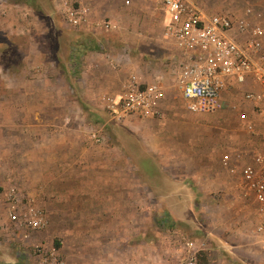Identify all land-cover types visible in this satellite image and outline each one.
Segmentation results:
<instances>
[{
    "label": "rangeland",
    "instance_id": "1",
    "mask_svg": "<svg viewBox=\"0 0 264 264\" xmlns=\"http://www.w3.org/2000/svg\"><path fill=\"white\" fill-rule=\"evenodd\" d=\"M72 1L86 9L88 23H67L56 0H7L6 12L0 13V116L37 112L43 106L27 98L47 95L56 101L49 112L66 114L71 127V143L60 158L67 157L65 167L54 184L41 174L42 168H29L33 155L22 149L14 165L7 161L11 168L5 176L0 169V264H41L40 252L53 253L66 264H181L189 239L205 245L199 264H264V243L256 231L258 202L240 174L222 162L225 153L252 152L264 131L262 110L245 98L251 88H230L222 108L192 113L175 84L172 70L178 54L164 38L162 0ZM194 1L208 13L241 15L251 7L253 21L264 24V0ZM104 19L115 27H99ZM87 40L100 44L105 66L86 67L85 54L91 50L82 43ZM85 49L80 57L77 52ZM117 53H130L134 68L126 69L123 62L114 68L106 55ZM135 64L145 70L142 81L161 75L162 116L180 123L170 158L155 163L146 156L136 163L154 178L148 187L169 186L165 173L178 178L189 189L187 200L180 195L173 202L130 204L94 190L93 179L123 178L127 172L122 154L118 160L115 156L116 145L127 137V125L110 119L103 78L113 71L128 76ZM75 66L79 68L73 70ZM16 81L23 85L12 87ZM95 128L104 142L90 137ZM21 140V148H27ZM1 150L0 144V165ZM10 184L35 197L47 222L43 229H18L7 217L5 190ZM51 187L55 194L50 197L40 192ZM35 189L40 193L30 192Z\"/></svg>",
    "mask_w": 264,
    "mask_h": 264
},
{
    "label": "built area",
    "instance_id": "2",
    "mask_svg": "<svg viewBox=\"0 0 264 264\" xmlns=\"http://www.w3.org/2000/svg\"><path fill=\"white\" fill-rule=\"evenodd\" d=\"M67 23L81 26L88 23L86 9L72 0H59ZM7 0H0V13H5ZM164 38L177 50L176 67L172 72L175 84L192 113H212L224 106L223 95L230 88L248 86L246 100L264 109V24L253 21V8L244 14L208 13L194 0H162ZM98 26L115 27L111 20ZM129 56H111L112 66H119ZM165 97L161 75L142 81L136 72L123 80L120 91L104 96L105 109L117 122L131 116H162L159 102ZM251 129L253 127L251 126ZM90 137L104 142V136L93 129ZM263 145L252 152L225 153L222 162L232 173L240 174L258 202L257 235L264 243V131ZM7 217L18 229L41 230L47 222L35 197L10 184L5 190ZM186 255L181 264H199V252L205 249L193 239L186 241ZM40 251V248L38 249ZM41 264H66L53 253L40 252Z\"/></svg>",
    "mask_w": 264,
    "mask_h": 264
},
{
    "label": "crops",
    "instance_id": "3",
    "mask_svg": "<svg viewBox=\"0 0 264 264\" xmlns=\"http://www.w3.org/2000/svg\"><path fill=\"white\" fill-rule=\"evenodd\" d=\"M56 1L59 2V0ZM99 49H90L91 51L85 54L84 62L88 69H91L92 66H95L96 64L101 65L102 63V65H106L105 53L99 51ZM128 54L129 59L123 60L122 66H125L126 69L129 68L130 70L131 68H134V63L131 60L130 53ZM120 55L117 53V56ZM108 57H111V55L107 54L106 58ZM142 67L143 66L140 67L135 64L136 70H134L141 79L145 78L143 75L145 70ZM78 68V66H75L73 70H77ZM126 77L127 75H120L119 71H113L112 73H109L106 78H103L106 84H108L107 93L114 90L120 91L123 80ZM149 77L150 76L147 75L146 79H150ZM144 81L148 82V80ZM30 84L28 83V85ZM20 85L23 84L19 81L12 82V87H19ZM36 86L38 85H34V88ZM45 86L46 84L44 87ZM224 96L225 95H223V98ZM27 101L34 106L43 107L37 109L38 111L32 114L11 113L2 114L0 116L2 120L0 125V129H2L0 144L2 148L1 152L3 153L0 169L3 170V175L5 176L4 171H6L7 168H11L7 161L11 159L12 164L14 165V162L16 163L15 159L18 160V154L22 149L23 152L31 153L33 155V162L29 165V168H42L41 174L46 178H49L48 180L52 181L50 183L54 184V180L55 178H58L60 170L65 167L63 162L67 157L60 159L61 154L67 152L66 146L71 143V141L67 139L69 133L67 130L71 129V127L67 125L68 116L66 117V114L61 113L52 115L51 111L49 112V110H51L50 106L54 105L53 103L56 101L54 102L47 95L42 98L36 96H33L32 98L29 97L27 98ZM159 108L161 110L164 109L163 99L159 102ZM260 110H262L264 120V109ZM56 116L59 118L56 119ZM124 123L127 125L125 128L127 130V137L124 138L121 146L116 145L115 156L118 160L122 154L123 162L126 163L124 166L126 167L125 169H127L126 175L124 174L123 178L118 176L113 178L104 176L97 177L93 179L94 190L99 194L108 195L107 199L110 198L116 201L129 202L130 204L131 202L150 200L173 202L177 201V199L180 198V195L185 198L186 196L188 197V194L190 193L189 189L181 184L182 182L178 178L170 176V173H165L169 177V186L163 187L157 185L155 187H148V185L153 184L154 178L148 174V169L146 167H142L136 163L139 162L140 159H144L146 156L155 159V163L163 160V158H170V144L174 137L173 134L179 132V119L165 116H131L127 118ZM74 131L77 135V128H75ZM22 138L27 142V148H21ZM255 141H258L256 148H260L263 145L262 138ZM110 161L111 160L108 161V164H110ZM157 166L159 167V164H157ZM138 171H143V173L141 172L139 175ZM4 183L6 184L7 182L4 181ZM30 192L35 194L44 192L45 194H48L47 197L55 194L52 187L47 189L43 188L40 192H38L37 189ZM112 194L115 196H111Z\"/></svg>",
    "mask_w": 264,
    "mask_h": 264
},
{
    "label": "trees",
    "instance_id": "4",
    "mask_svg": "<svg viewBox=\"0 0 264 264\" xmlns=\"http://www.w3.org/2000/svg\"><path fill=\"white\" fill-rule=\"evenodd\" d=\"M29 1V0H28ZM90 42H91V44H90ZM83 45V47H86L87 49H99L100 48V44L99 43H93V41L92 40H87V41H84L83 43H82ZM87 49H85V50H82V51H80L79 50V52H77L78 53V55H79V53H80V57L83 55V53H85L86 52V50ZM76 63H78V62H76ZM165 219H167V218H165ZM164 219V220H165ZM199 254H200V252H199ZM199 258H200V255H199Z\"/></svg>",
    "mask_w": 264,
    "mask_h": 264
}]
</instances>
